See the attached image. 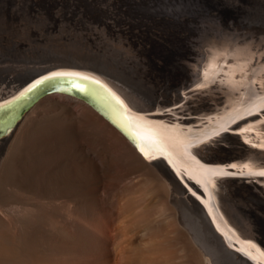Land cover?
I'll return each instance as SVG.
<instances>
[{
  "label": "bare ground",
  "instance_id": "1",
  "mask_svg": "<svg viewBox=\"0 0 264 264\" xmlns=\"http://www.w3.org/2000/svg\"><path fill=\"white\" fill-rule=\"evenodd\" d=\"M227 38L207 42L192 83L164 98L151 97L145 83L138 87L113 66L71 58L41 67L43 59H13L22 61L14 66L33 69L12 70L28 75L0 83V105L8 103L2 116L37 94L44 77H73L120 126L128 122L124 129L136 146L84 100L52 93L66 94L70 107L87 105L153 169L106 194L73 192L65 180L56 193L46 190L43 253L34 252L35 264H264V219L253 208L264 209V42ZM190 86L215 96L191 101L185 118L187 104L181 112L173 106L187 101L189 92L181 91ZM49 94L24 111L0 147ZM97 166L110 169L106 160Z\"/></svg>",
  "mask_w": 264,
  "mask_h": 264
},
{
  "label": "rangeland",
  "instance_id": "2",
  "mask_svg": "<svg viewBox=\"0 0 264 264\" xmlns=\"http://www.w3.org/2000/svg\"><path fill=\"white\" fill-rule=\"evenodd\" d=\"M229 37L264 42V0H0V83L28 75L12 70L31 73L13 59H43L45 67L78 58L113 66L151 97L164 98L192 83L208 43ZM188 88L181 89L187 101L172 105L180 111L187 104L185 118L194 99L215 96ZM42 99L0 147V264H35L34 252L43 253V196L59 191L57 182L76 193L106 194L153 172L87 105L70 107L62 93ZM102 160L110 169L95 167Z\"/></svg>",
  "mask_w": 264,
  "mask_h": 264
},
{
  "label": "water",
  "instance_id": "3",
  "mask_svg": "<svg viewBox=\"0 0 264 264\" xmlns=\"http://www.w3.org/2000/svg\"><path fill=\"white\" fill-rule=\"evenodd\" d=\"M36 74H38V72ZM36 85H38V88L40 87V91L37 94L33 95L32 97L26 99L21 104V106L18 107V110L14 115L10 113L7 114L6 116H2L3 114H1V112L3 110H7L6 104L8 103H4L3 105H0V139L6 135L10 127L13 126V124L16 122L17 119L23 117L24 111L30 108L41 96H44L52 92H63L66 94L75 95L78 98L87 102L110 123L116 125V127H118L121 133H123V135L130 141V143L136 146L134 137L127 130L121 127L112 118V116L96 101V99L91 95V93H89L86 89L80 86L79 83L76 82V80L73 77L62 76V75L48 76V77H44V79H41V81H39V83H37Z\"/></svg>",
  "mask_w": 264,
  "mask_h": 264
},
{
  "label": "snow or ice",
  "instance_id": "4",
  "mask_svg": "<svg viewBox=\"0 0 264 264\" xmlns=\"http://www.w3.org/2000/svg\"><path fill=\"white\" fill-rule=\"evenodd\" d=\"M84 79H86V78H84ZM38 83H39V82H38ZM35 86H36V85H33V87H35ZM121 127L130 130V126H129V124H128L127 121H124V122L121 124ZM259 175L264 176V172H260Z\"/></svg>",
  "mask_w": 264,
  "mask_h": 264
}]
</instances>
